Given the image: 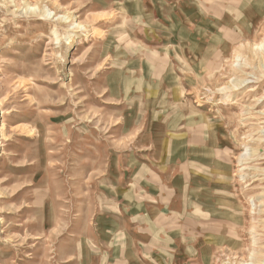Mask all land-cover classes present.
I'll return each mask as SVG.
<instances>
[{"label": "rangeland", "instance_id": "rangeland-1", "mask_svg": "<svg viewBox=\"0 0 264 264\" xmlns=\"http://www.w3.org/2000/svg\"><path fill=\"white\" fill-rule=\"evenodd\" d=\"M263 63L264 0H0V264H264ZM148 165L193 206L101 248Z\"/></svg>", "mask_w": 264, "mask_h": 264}, {"label": "crops", "instance_id": "crops-1", "mask_svg": "<svg viewBox=\"0 0 264 264\" xmlns=\"http://www.w3.org/2000/svg\"><path fill=\"white\" fill-rule=\"evenodd\" d=\"M175 139L177 140H174L173 144L185 143V139L181 137ZM173 155L171 159H168V161L172 162L170 168L179 165L178 161L183 160L179 158L181 154L175 153ZM185 160L184 165H179V172L183 176L188 175L187 173L190 171L192 172V169H196L189 158ZM148 168L143 173L142 181L138 183V185L144 186L143 189L141 188L140 190L135 181L125 180L120 185L121 190L119 191L118 202L122 206L121 211L103 218L98 226L100 234H97L96 237L101 240V248H105L109 242L110 244H115L113 247L116 251H119V254L121 252L124 254L125 250L127 254H132L133 256L135 255L133 253L135 250L144 252L150 247V235L153 227L155 231H161V229L157 228V226L163 227L161 219H166L171 210L178 209L172 211L176 214L185 207L189 208L185 206V200H188L190 207L193 206L192 197H190L192 192L194 193L192 189L188 190L184 195L180 189L174 187L172 188L173 190L170 189L172 192H168V186L158 184L152 190L153 182L150 180V175L154 171L153 169L151 170L149 165ZM160 177H158L159 180ZM116 255L117 253H115ZM96 256L98 254L94 252V259ZM141 261L143 264H151L147 259H141Z\"/></svg>", "mask_w": 264, "mask_h": 264}, {"label": "bare ground", "instance_id": "bare-ground-1", "mask_svg": "<svg viewBox=\"0 0 264 264\" xmlns=\"http://www.w3.org/2000/svg\"><path fill=\"white\" fill-rule=\"evenodd\" d=\"M30 11V10H29ZM62 18H64V20L67 18V17H62ZM74 28H79V29H82V30H85L86 28L85 27H82V26H79V25H76ZM259 54V53H258ZM261 69L263 70L262 71V75H264V63L263 64H261ZM247 79V78H246ZM246 79H241V81L238 83L237 81L235 82V84H233V85H238V84H242L243 82H245L246 81ZM241 116V115H240ZM261 132H262V134H263V138H264V129L262 128V130H261ZM247 149V148H246ZM251 150V149H250ZM250 155V154H249ZM260 180V179H259ZM260 196H261V194H260Z\"/></svg>", "mask_w": 264, "mask_h": 264}]
</instances>
